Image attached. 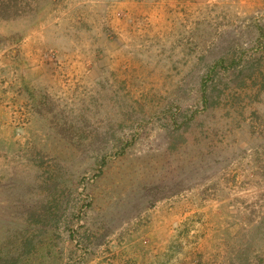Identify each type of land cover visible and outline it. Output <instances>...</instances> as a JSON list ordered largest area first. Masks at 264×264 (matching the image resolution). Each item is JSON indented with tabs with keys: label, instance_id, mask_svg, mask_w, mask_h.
<instances>
[{
	"label": "rangeland",
	"instance_id": "obj_1",
	"mask_svg": "<svg viewBox=\"0 0 264 264\" xmlns=\"http://www.w3.org/2000/svg\"><path fill=\"white\" fill-rule=\"evenodd\" d=\"M0 264H264V0L0 20Z\"/></svg>",
	"mask_w": 264,
	"mask_h": 264
},
{
	"label": "trees",
	"instance_id": "obj_2",
	"mask_svg": "<svg viewBox=\"0 0 264 264\" xmlns=\"http://www.w3.org/2000/svg\"><path fill=\"white\" fill-rule=\"evenodd\" d=\"M27 0H0V20H10L22 13L23 2Z\"/></svg>",
	"mask_w": 264,
	"mask_h": 264
}]
</instances>
